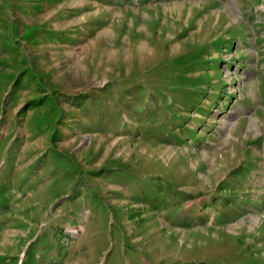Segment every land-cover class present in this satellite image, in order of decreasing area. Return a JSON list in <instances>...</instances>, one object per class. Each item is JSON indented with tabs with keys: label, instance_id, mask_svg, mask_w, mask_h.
Instances as JSON below:
<instances>
[{
	"label": "rangeland",
	"instance_id": "374dc122",
	"mask_svg": "<svg viewBox=\"0 0 264 264\" xmlns=\"http://www.w3.org/2000/svg\"><path fill=\"white\" fill-rule=\"evenodd\" d=\"M0 264H264V0H0Z\"/></svg>",
	"mask_w": 264,
	"mask_h": 264
}]
</instances>
